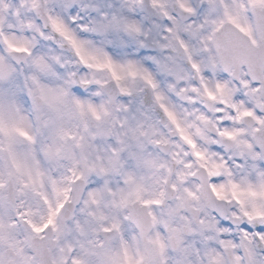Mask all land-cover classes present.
Segmentation results:
<instances>
[{
    "label": "snow or ice",
    "instance_id": "obj_1",
    "mask_svg": "<svg viewBox=\"0 0 264 264\" xmlns=\"http://www.w3.org/2000/svg\"><path fill=\"white\" fill-rule=\"evenodd\" d=\"M0 264H264V0H0Z\"/></svg>",
    "mask_w": 264,
    "mask_h": 264
}]
</instances>
